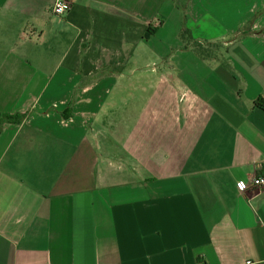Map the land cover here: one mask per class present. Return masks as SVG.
<instances>
[{"label":"crops","instance_id":"crops-1","mask_svg":"<svg viewBox=\"0 0 264 264\" xmlns=\"http://www.w3.org/2000/svg\"><path fill=\"white\" fill-rule=\"evenodd\" d=\"M69 1L0 0V264H264V0Z\"/></svg>","mask_w":264,"mask_h":264},{"label":"built area","instance_id":"built-area-1","mask_svg":"<svg viewBox=\"0 0 264 264\" xmlns=\"http://www.w3.org/2000/svg\"><path fill=\"white\" fill-rule=\"evenodd\" d=\"M71 9V3L69 0H54L51 13L56 17L66 16ZM236 188L240 193H245L247 190L255 192L264 189V177H252L247 186L240 182H236ZM245 264H253L252 262H246Z\"/></svg>","mask_w":264,"mask_h":264},{"label":"trees","instance_id":"trees-1","mask_svg":"<svg viewBox=\"0 0 264 264\" xmlns=\"http://www.w3.org/2000/svg\"><path fill=\"white\" fill-rule=\"evenodd\" d=\"M150 33V30H148ZM189 35V32L187 30H182L181 31V37H185V36H188ZM255 106L260 108V109H264V105H263V102L262 100H257L255 102ZM0 120H5V121H10V122H15L17 120V117L16 116H11L9 114H2L0 116Z\"/></svg>","mask_w":264,"mask_h":264}]
</instances>
